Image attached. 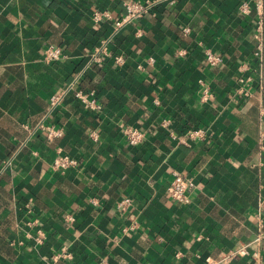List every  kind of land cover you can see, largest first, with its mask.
<instances>
[{
  "label": "crops",
  "instance_id": "1",
  "mask_svg": "<svg viewBox=\"0 0 264 264\" xmlns=\"http://www.w3.org/2000/svg\"><path fill=\"white\" fill-rule=\"evenodd\" d=\"M127 1L0 0V264H53L61 249L69 256L56 264H208L257 232L264 86L255 12L241 13V0H177L115 26ZM94 9L111 19L92 20ZM102 40L108 54L93 62ZM48 44L62 48L60 59L44 60ZM205 47L221 61L208 65ZM70 85L93 90L101 110L70 94L51 108L50 95ZM49 124L61 136L48 139ZM127 125L145 131L139 146L125 140ZM192 128L206 139L186 141ZM59 154L77 164L54 169ZM173 171L194 180L188 204L168 196ZM124 196L131 204L121 212Z\"/></svg>",
  "mask_w": 264,
  "mask_h": 264
},
{
  "label": "built area",
  "instance_id": "2",
  "mask_svg": "<svg viewBox=\"0 0 264 264\" xmlns=\"http://www.w3.org/2000/svg\"><path fill=\"white\" fill-rule=\"evenodd\" d=\"M177 0H129L125 2V14L122 18L115 20L114 25L120 26L126 22L138 19L148 12H152L157 6L161 4L173 5ZM239 10L243 14H249L254 11L257 17V27L254 33L256 40L254 54L259 57L262 62V73L260 80L264 86V0H241ZM91 18L94 21L111 19L109 12L105 9H94L91 12ZM188 28H184V32H188ZM107 46L105 41L102 40L97 44L88 57L93 62H100L101 57L107 55ZM63 55L62 48L58 45L48 44L43 48V58L47 62H54L60 59ZM204 58L208 65L214 66L221 61V57L216 55L211 48H204ZM116 65H122L124 60L121 55H114L112 57ZM248 77L240 78L239 82L247 83ZM244 94H248V89L243 90ZM70 94L71 97L76 99L81 105L90 111L98 112L101 110V103L96 99L93 90H85L79 86H68L50 95L49 103L51 108H56L60 105L61 100L66 95ZM210 91L208 88L203 87L201 100H208ZM156 102V100H155ZM168 120H163V124H167ZM46 137L52 139L59 137L62 130L52 124L44 126ZM122 134L127 143L136 147L139 146L145 136V131L140 126L127 125L122 129ZM207 133L203 128H192L187 131V140H200L206 139ZM96 138V134H92ZM77 160L66 154H59L53 159L52 167L54 169H67L74 167ZM194 188V180L188 175L182 174L179 171H173L172 179L167 186V193L170 199L177 204H188L192 189ZM131 204V198L124 196L116 203V209L124 212ZM258 228L255 236L246 241L235 244L230 249L220 254L217 258H206L208 264H227L234 258H245L249 264H264V213L259 216ZM69 255L63 250L54 253L53 260L56 261L60 258L68 257ZM103 264V263H99Z\"/></svg>",
  "mask_w": 264,
  "mask_h": 264
}]
</instances>
